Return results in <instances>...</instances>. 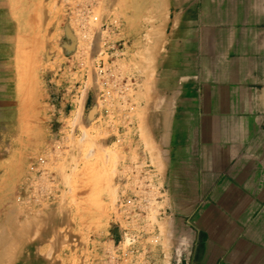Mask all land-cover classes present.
I'll return each mask as SVG.
<instances>
[{
	"label": "rangeland",
	"instance_id": "obj_1",
	"mask_svg": "<svg viewBox=\"0 0 264 264\" xmlns=\"http://www.w3.org/2000/svg\"><path fill=\"white\" fill-rule=\"evenodd\" d=\"M13 1L22 30L13 98L0 100V264H178L157 133L173 94L169 0ZM90 14L101 29L80 22ZM97 60L113 97L94 94Z\"/></svg>",
	"mask_w": 264,
	"mask_h": 264
},
{
	"label": "crops",
	"instance_id": "obj_2",
	"mask_svg": "<svg viewBox=\"0 0 264 264\" xmlns=\"http://www.w3.org/2000/svg\"><path fill=\"white\" fill-rule=\"evenodd\" d=\"M13 4L0 0V100L16 82ZM165 30L157 133L178 264H264V0H169Z\"/></svg>",
	"mask_w": 264,
	"mask_h": 264
},
{
	"label": "built area",
	"instance_id": "obj_3",
	"mask_svg": "<svg viewBox=\"0 0 264 264\" xmlns=\"http://www.w3.org/2000/svg\"><path fill=\"white\" fill-rule=\"evenodd\" d=\"M99 20H100L99 16L96 14L95 15L94 14L82 15V17L80 18V22L83 25H92L93 27L96 26L95 28L98 27L99 29H101L102 25L101 26L96 25V23H98ZM80 30L84 31V32L86 31L83 29H80ZM95 64H96V67L99 68V70H98V87H97V91L95 90L94 94L97 97H110V96L114 95V91H112V89H110V87H109L110 85H109L107 79H105L108 77V72L105 69L107 65L105 63H103V61H101V60H97ZM114 83L118 84V86H122V83L128 85L129 81L126 80L124 82V80L122 78L115 77ZM123 93L124 92H121V93H119V95H123ZM39 162H41V163L45 162V158L43 156H40ZM32 167H34V166H32Z\"/></svg>",
	"mask_w": 264,
	"mask_h": 264
},
{
	"label": "bare ground",
	"instance_id": "obj_4",
	"mask_svg": "<svg viewBox=\"0 0 264 264\" xmlns=\"http://www.w3.org/2000/svg\"><path fill=\"white\" fill-rule=\"evenodd\" d=\"M158 7V6H157ZM159 12H161V11H159ZM177 18V17H176ZM177 21V20H176ZM158 26V25H157ZM157 28V27H156ZM159 29V28H158ZM154 31V30H153ZM155 31H157V30H155ZM156 45V44H155ZM158 45V44H157ZM148 49V48H147ZM154 49V48H153ZM151 50V49H150ZM156 50V49H155ZM149 53V52H148ZM153 55H155V54H153ZM143 63V62H142ZM143 65V64H142ZM139 66V65H138ZM143 67V66H142ZM149 67V66H148ZM145 68V67H144ZM146 69V68H145ZM144 69V70H145ZM150 69V68H149ZM147 70H148V68H147ZM149 72V71H148ZM145 75H146V73H145ZM147 79V78H146ZM151 79V78H150ZM154 79V78H153ZM144 81V80H143ZM150 82V81H149ZM147 88V87H146ZM146 88H145V91H146ZM154 89V88H153ZM128 90V89H127ZM154 91V90H153ZM117 93V92H116ZM154 93V92H153ZM147 94V93H146ZM150 94H151V92H150ZM149 94V95H150ZM152 96V95H151ZM156 96V95H155ZM158 96V95H157ZM113 97V96H112ZM147 98V97H146ZM152 98V97H151ZM158 99V98H157ZM147 102V101H146ZM154 104V103H153ZM155 106H156V104H155ZM155 106H153V107H155ZM151 133V132H150ZM16 203V202H15ZM37 210V209H36ZM39 210V209H38ZM37 210V211H38ZM38 212H40V211H38ZM26 213V212H25ZM26 215V214H25ZM34 216V215H33ZM26 218V217H25ZM46 220V219H45ZM10 221V220H9ZM30 221V220H29ZM21 222V221H20ZM28 222V221H27ZM25 223H26V221H25ZM24 224V223H23ZM27 224V223H26ZM38 225H39V223H38ZM41 226H42V224H40ZM8 226V225H7ZM22 226V225H21ZM26 226V225H25ZM34 226H36V224L34 225ZM1 228V227H0ZM9 229V228H8ZM37 229V228H36ZM5 230V229H4ZM41 230V229H40ZM39 230V231H40ZM34 232V231H33ZM2 233H0V235H1ZM32 235V234H31ZM36 235H37V233H36ZM40 235V234H39ZM2 236V235H1ZM0 236V237H1ZM28 236V235H27ZM35 236V235H34ZM29 237V236H28ZM30 237H32V236H30ZM30 240V239H29ZM47 242V241H46ZM5 243H7V241L5 242ZM49 245V244H48ZM4 246V245H3ZM50 246V245H49ZM2 247V246H1ZM0 247V248H1ZM6 247V246H5ZM37 247V246H36ZM3 249V248H2ZM11 249V248H10ZM35 249H37V248H35ZM8 250V249H7ZM9 251V250H8ZM43 252H44V250H43ZM3 253V252H2ZM5 253H11L10 251L9 252H5ZM47 252H45V254H46ZM48 254V253H47ZM46 254V255H47ZM49 255V254H48ZM50 256V255H49ZM8 258V257H7ZM1 261V260H0ZM2 264H3V262H1ZM10 263V262H9Z\"/></svg>",
	"mask_w": 264,
	"mask_h": 264
}]
</instances>
